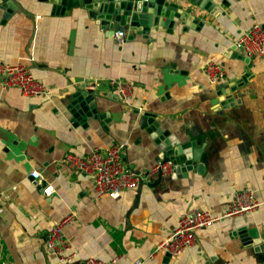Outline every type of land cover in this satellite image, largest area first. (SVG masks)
I'll return each instance as SVG.
<instances>
[{
    "label": "crops",
    "instance_id": "0c3cea01",
    "mask_svg": "<svg viewBox=\"0 0 264 264\" xmlns=\"http://www.w3.org/2000/svg\"><path fill=\"white\" fill-rule=\"evenodd\" d=\"M3 1L0 62L26 64L49 91L23 95L15 86H0V264H62L44 238L68 213L62 233L74 250L69 264L86 256L105 264L260 262L264 249L244 242L236 229L264 226V55L251 57L247 66L234 53L245 56L235 46L241 32L255 22L264 27V0H211L214 14L189 0H172L201 24L183 29L175 20L170 31L150 26L146 36L109 29L81 4L56 12L46 0H12L8 12ZM118 28L121 43L113 37ZM207 58L225 71L214 84L200 68ZM245 72L250 76L220 104L215 86ZM111 77L131 83L126 102L108 84ZM87 81L96 82L95 92L110 93L96 97L97 111L107 115L74 120L70 93ZM142 111L180 141L193 142L197 162L186 174H173V168L146 173L157 161V147L139 125ZM114 142L122 143V160L142 173L141 182L115 197L95 198L90 176L70 169L62 157L104 151ZM31 169L39 170L40 183L28 175ZM241 187L259 201L253 210L195 230L194 242L177 255L153 252L183 210L220 213Z\"/></svg>",
    "mask_w": 264,
    "mask_h": 264
},
{
    "label": "built area",
    "instance_id": "2783aa9c",
    "mask_svg": "<svg viewBox=\"0 0 264 264\" xmlns=\"http://www.w3.org/2000/svg\"><path fill=\"white\" fill-rule=\"evenodd\" d=\"M113 37L116 42L121 43L124 37L123 30L115 29ZM235 46L249 58L263 56L264 27L257 22L253 23L239 34ZM200 68L210 84L216 83L225 75L223 67L212 58L205 59ZM87 82L85 87H94L96 83L95 81ZM107 82L115 88L122 101L128 100L132 91L131 83L117 77H111ZM0 86L2 88L15 86L23 95L46 94L49 91L41 81L33 77L29 67L21 62H0ZM121 146L122 143L114 142L107 146L104 151L92 148L85 155L66 152L62 161L70 169L90 176L93 197L96 198L101 195L115 197L123 189L135 188L142 175L140 171L123 162ZM172 165L170 159L157 160L147 169L146 173L159 172L160 175H163L172 169ZM28 175L36 179L38 183L42 181L37 169H31ZM50 190L51 185L48 184L43 188V193L49 194ZM258 204L259 201L254 197L252 190L241 187L231 192L228 206L220 213L201 208L185 209L178 215L173 229L157 241L153 252L160 250L170 255H177L194 242L195 230L209 227L223 217L249 212ZM70 218L71 213L63 215L46 231L44 238L45 247L62 264H69L74 256V250L62 233L63 224ZM135 262L138 263V260L136 259ZM79 264H105V262L94 256H86ZM257 264H264V257Z\"/></svg>",
    "mask_w": 264,
    "mask_h": 264
},
{
    "label": "water",
    "instance_id": "95a60500",
    "mask_svg": "<svg viewBox=\"0 0 264 264\" xmlns=\"http://www.w3.org/2000/svg\"><path fill=\"white\" fill-rule=\"evenodd\" d=\"M52 4V10L56 12L64 11L74 4H81L86 8L89 16L97 19L102 25L120 26L131 30L132 35L141 34L146 36L150 26L157 28L158 25L170 31L175 20H179L186 27H197L201 24L199 18L189 11L188 8L178 6L177 2L172 0H46ZM194 4L203 7L211 13H217L216 7L211 0H189ZM3 6L6 11L14 8L12 0H4ZM131 34L128 37L132 36ZM235 49L234 45L230 49ZM241 58L247 66L251 65V60L247 56L234 53ZM250 73L245 72L240 76L232 77L228 81L219 82L216 88V94L220 97V104L231 100L229 92L242 84ZM109 92H95L93 87H84L75 89L70 93V99L67 104L71 117L74 120H84L86 117L101 119L107 115V111H97V95H109ZM138 113V110H134ZM139 125L144 127L152 137L157 150L155 159L167 160L172 162L173 174H179L180 171L186 174L185 170L193 168L196 165L197 149L192 148V141H180L173 133L167 129H161L153 113L142 111L139 113ZM201 164H197V169ZM159 175V172H157ZM141 180L139 181V183ZM238 235L246 243L253 244V248L264 249V226L260 229L253 227L246 228L241 225L236 229Z\"/></svg>",
    "mask_w": 264,
    "mask_h": 264
}]
</instances>
